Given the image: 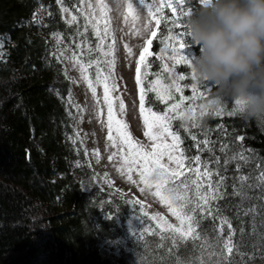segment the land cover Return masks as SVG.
<instances>
[{
  "label": "trees",
  "instance_id": "trees-1",
  "mask_svg": "<svg viewBox=\"0 0 264 264\" xmlns=\"http://www.w3.org/2000/svg\"><path fill=\"white\" fill-rule=\"evenodd\" d=\"M62 3L73 7L72 0H0V37L5 46L0 57V264H200V258L214 264L215 258L208 261V249L202 246L217 245L218 216L232 227L231 264H264V180L259 179L264 173V125L238 112L229 115L235 99L219 95L209 82H200L197 95L208 103L216 102L213 106L223 109L222 114L201 118L197 111L196 128L189 119L170 122L171 130L181 137L185 155H200L216 173L213 187L220 182L219 198L210 204L212 214H197L199 243L188 240L173 247L170 238L158 243V236L150 234L149 244H138L133 255L115 256L105 248L131 210L123 197L108 194L95 183L87 151L74 137L66 100L71 81L49 40L57 33L62 37L58 44L74 46L89 31L76 22L67 23L61 14ZM39 6L46 11L40 23L32 19ZM174 6L177 23L186 24L188 9L194 13L202 5L199 0H185L184 5ZM164 12L171 16L169 9ZM170 27L176 35L185 31L162 24L151 45L154 55L149 57L144 86L157 76L171 83L163 68L167 60L174 76L186 75L180 82L183 94L193 97L189 85L197 82L191 79L190 70L184 64L174 65L169 59L172 48L161 43ZM191 50L196 55L194 44ZM179 98L174 93L171 101L161 103L150 92L146 108L163 114ZM189 102H183L182 111ZM205 139L211 150L198 151L195 145ZM224 145L227 148L222 151ZM236 153L246 156L247 162L231 159Z\"/></svg>",
  "mask_w": 264,
  "mask_h": 264
},
{
  "label": "snow or ice",
  "instance_id": "snow-or-ice-1",
  "mask_svg": "<svg viewBox=\"0 0 264 264\" xmlns=\"http://www.w3.org/2000/svg\"><path fill=\"white\" fill-rule=\"evenodd\" d=\"M58 3L61 0H57ZM83 4L84 0H80ZM176 3L180 5L185 4V0H159V3H147V0H139V4L147 9V20L143 24L142 28H137L134 31V35H142L148 33L147 39L144 41V46L139 52V57L135 61V82L139 90V113L144 125V136L150 141V147H147L137 140H135L132 134L127 130L128 125L121 119H118L115 114L114 101L119 99L114 97L112 93L116 90L117 85L112 82V71H109L107 75L102 74V70L98 67L96 71V83L101 84L103 87V103L107 106V129H108V141L111 142V146L116 149L108 157L109 160H113L114 157L119 158L120 167L117 169L122 174L127 176V179L134 184H141V192L151 191L155 198H158L159 202L165 205L168 211L173 217H175L177 224L170 223L164 216L156 213L151 216V220L155 221V230H151V235L160 236L161 239L168 237L172 241V246L175 247L181 242H187L188 240L200 239L197 231L199 221L197 220V214L201 216L207 214L211 215L210 204L211 201L218 199V192L220 188V182H217L215 187L212 184V176L216 173L210 170L208 165L201 160V156L197 155L193 158H189L185 155L181 148V137L171 130L170 122L173 119H189L192 121V127H199L197 123L195 109L189 107L187 111H182V105L185 100H191L198 93L201 83L196 80L194 71L192 69V62L195 58V53L191 49L194 42L189 43L185 37L190 38V34L187 31L186 24H179L177 20V8L174 6ZM205 0H199V4L203 5ZM117 8L121 5L125 6V20L130 16L132 21L135 22L139 19L138 9L136 7L135 0H116ZM167 8L171 11V16H166L164 9ZM61 11L67 13L70 19L67 23L73 24L77 21V16L73 15L68 8H61ZM111 11L109 5L105 0H95V4L89 2L87 4V11L82 13L85 16L87 23L91 26L94 35L99 40L96 48L105 57L113 55V44H107V51H105V39L109 36V23L107 13ZM193 11L188 9L187 17L191 16ZM176 17V19H173ZM101 21H103V29L101 30ZM154 21L155 27H150ZM171 23L176 28H183L185 31L180 32L178 35L173 33L172 28H168L167 35L161 40V43L165 47L172 48V55L169 59H172L175 64H184L190 70L191 79L197 83L189 85L193 91V97H186L183 94V87L181 81L186 80L185 74L173 75V69L169 68L167 64L163 66L164 71L169 74L171 83H165L163 78L157 76L155 80L149 82L147 88L144 86V81L148 76L147 71L142 72L143 69L150 67L149 57H152L154 53L151 51V45L154 39L158 35V30L162 24ZM87 31V28L85 29ZM59 39V38H58ZM178 42V47L176 46ZM128 55L132 54V48L127 44L124 45ZM63 57V53H61ZM157 58L162 59L163 56ZM71 60L74 62L73 66L78 65L81 77L87 82V86L91 89L93 97L96 96V88L93 87V81L89 77V69L92 65L97 64L96 60H91L87 63L84 62L83 54L79 57L73 53ZM111 68H114V59L107 61ZM207 88V84L203 85ZM155 93L156 99L164 103L171 101L174 98V93H179L180 98L176 103H172L168 106V110L161 114L152 110V108H146V96L148 93ZM202 94V93H201ZM216 102L209 101L208 104L200 105L199 116L202 118L205 115L220 116L223 109L213 105ZM235 108L229 115H234L238 112V106L241 101L235 99ZM119 111L123 113L125 111V103L123 100H119ZM174 113L175 115H169ZM115 131V136L113 135ZM188 131L187 128H185ZM169 138L170 141L169 142ZM192 139H197L196 135H192ZM243 137H237V140L242 141ZM203 144V149L200 148V144ZM210 141L205 139L198 142L195 146L198 151L211 150ZM227 148V145L222 147V151ZM239 159L247 162V157L242 153L234 154L231 159ZM218 162V160H217ZM229 161L226 159L225 164ZM194 165V166H189ZM239 170V165H237ZM133 173L137 174L139 180H133ZM223 179V178H221ZM241 181H246L247 177H241ZM259 179L264 180V173L261 174ZM206 182V183H205ZM240 195L241 193H237ZM134 205H140V210L143 212V202L140 200L131 201ZM145 216L148 213H143ZM227 223V221H224ZM231 229V224H228ZM150 229L145 228L140 233L138 238H142L144 233H149ZM222 233V229H221ZM136 235V233H135ZM160 247H164L163 244ZM205 249H212V244H206ZM234 245L232 244L231 235L224 241L223 248L220 252L208 251V261H213L214 264H231L230 257L234 251ZM172 248H169V252ZM225 251L227 255H225ZM249 259H253L249 257ZM192 264V262H189ZM200 264H205V260L200 258Z\"/></svg>",
  "mask_w": 264,
  "mask_h": 264
},
{
  "label": "rangeland",
  "instance_id": "rangeland-1",
  "mask_svg": "<svg viewBox=\"0 0 264 264\" xmlns=\"http://www.w3.org/2000/svg\"><path fill=\"white\" fill-rule=\"evenodd\" d=\"M89 2L95 4V0H84L83 4L80 3V0H72L73 7L65 3L60 5L61 8H68L73 15L77 16L76 23L83 27V31L87 28L89 31L88 36L85 35L84 40L75 41L74 46H69L62 43L58 44L62 37L55 33L52 34L49 43L52 53L61 60L64 71L71 81V88L69 94L66 96L72 114L71 125L74 137L80 141L87 151L88 161L94 173V181L101 190L108 194H117L123 197L129 203L131 210L123 224L118 222L120 223V229L116 230V236L106 241L104 246L115 256H129L135 253L138 244H149L150 239L148 236L151 230H155V221L151 220V216L159 213L170 223H178L167 207L161 204L158 198L152 195L151 191L141 192L140 188L143 185L132 183L127 179L126 175L117 170L120 167L118 157L109 160L108 157L116 149L111 146V142L107 139V106L103 103V87L101 84L96 83V71L98 67L102 70L103 75H107L109 71H112V82L117 85L112 95L119 98L114 101L115 114L118 119L123 120L128 125L127 130L135 140L150 147V141L144 136L145 129L139 113V90L135 82V61L138 59L139 52L149 34L144 33L139 36L133 34L137 28H142L146 22L147 9L139 4V0H135L139 19L133 22L130 16L125 20L124 5H121L118 9L116 0H105L111 9L107 13L110 34L105 39V51L108 50L107 44L114 45L113 55L105 57L96 48L99 40L82 14L87 11V4ZM154 2L158 4L159 0H148V3ZM45 13V9L39 6L34 9L32 19L40 23L43 21ZM61 14L66 20L70 19L67 13L61 11ZM100 26L102 30L103 21H101ZM150 27H154V21ZM125 44L132 48L131 55H128L124 47ZM4 53V41L0 37V57H3ZM61 53H63V57ZM73 53L78 57L83 54L85 63L89 59L98 62L89 69V77L93 81V87L96 88L95 98L91 89L88 88L87 82L81 77L78 65L76 67L73 66L74 62L71 60ZM112 59L115 61L114 68H111L107 63V61ZM165 63L168 65L167 60ZM143 71H147V69L142 68ZM119 100H123L125 103V111L123 113L119 111ZM202 104H208V102L203 99L202 95L196 94L187 104L184 111L192 107L196 113L200 111V105ZM185 120L187 121L188 119ZM113 135L115 136L114 130ZM169 142H171L170 138ZM133 180H139L138 175L135 173H133ZM134 200L143 202V212L140 210V205L131 203ZM145 212L148 213L147 216L143 214ZM224 221L227 220L222 216H218L216 219L218 234H220L217 245L212 248L216 252H220L224 241L229 235H232V227L229 229L228 221L227 223H224ZM145 228L150 229V232L144 233L142 238H138ZM164 239L158 236L155 242L160 243ZM198 241L200 240L197 239L194 243H199ZM211 250L208 249V251ZM224 254L227 255V252L225 251Z\"/></svg>",
  "mask_w": 264,
  "mask_h": 264
},
{
  "label": "clouds",
  "instance_id": "clouds-1",
  "mask_svg": "<svg viewBox=\"0 0 264 264\" xmlns=\"http://www.w3.org/2000/svg\"><path fill=\"white\" fill-rule=\"evenodd\" d=\"M186 25L196 80L240 100L238 113L264 125V0H205Z\"/></svg>",
  "mask_w": 264,
  "mask_h": 264
}]
</instances>
